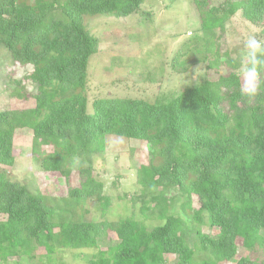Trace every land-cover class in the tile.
I'll use <instances>...</instances> for the list:
<instances>
[{"label": "trees", "instance_id": "trees-1", "mask_svg": "<svg viewBox=\"0 0 264 264\" xmlns=\"http://www.w3.org/2000/svg\"><path fill=\"white\" fill-rule=\"evenodd\" d=\"M144 2L0 0V46L14 71L31 67L7 93L34 104L0 110V165H13L14 134L26 129L42 171L66 180L75 175L68 197L46 201L0 172V263L10 257L31 260L36 250L48 261L63 248L95 250L97 239L113 232L116 242L97 249L86 264H167V255L175 257L173 264H264V74L251 103L241 95L237 75L229 72L167 102L98 98L88 110V64L98 40L84 19L130 17ZM190 2L208 45L206 36L221 31L238 11L252 25L264 20V0ZM28 83L36 86L33 94L23 91ZM108 136L144 145L149 160L136 170L147 199L140 212L156 211L162 224L148 227L134 217L94 223L77 214L87 201L101 212L112 203L92 174ZM173 191L184 199L179 214L169 212ZM204 217L215 236L190 226ZM191 233L195 246L187 240ZM238 240L253 258L237 259Z\"/></svg>", "mask_w": 264, "mask_h": 264}, {"label": "rangeland", "instance_id": "rangeland-1", "mask_svg": "<svg viewBox=\"0 0 264 264\" xmlns=\"http://www.w3.org/2000/svg\"><path fill=\"white\" fill-rule=\"evenodd\" d=\"M84 25L98 40L97 52L88 64L85 91L89 111L91 103L98 98L167 102L186 88L204 80L216 82L229 72L235 73L241 83L238 68L244 55L243 41L250 34L264 38V20L259 25H252L238 11L225 22L221 31L207 35L210 45L205 44L198 13L190 0H145L135 15L88 17L84 19ZM219 57L223 58L219 60ZM30 69L27 66L14 71L6 50L0 46V110L34 107L31 98H11L7 93V89L14 87ZM35 87L28 83L23 91L33 94ZM13 154L12 166L0 165V172L6 178L25 186L31 194H42L46 201L68 197L75 175L71 174L66 180L60 174L42 171L31 155L29 130L15 132ZM148 160L149 154L140 141L106 137L104 152L92 162V174L103 184L104 194L112 197V203L109 209L101 212L94 202L87 201L83 210L80 206L76 209L77 214L94 223L134 217L148 227L162 224L156 211L151 216L150 212H140L143 199H147L140 193L136 170L140 165H147ZM170 196L174 200L169 212L181 213L183 197L174 191ZM192 206L198 207L194 197ZM190 226L210 236L216 235L215 230L208 227L205 217L200 225ZM187 240L195 246L197 238L191 233ZM115 242L113 232H107L97 239V249L105 250ZM236 245L237 259L254 257L241 248L239 240ZM97 249L63 248L56 250L49 261L43 250H36L31 260L10 257L0 264H86ZM165 259L167 264L175 261L173 255H167Z\"/></svg>", "mask_w": 264, "mask_h": 264}, {"label": "clouds", "instance_id": "clouds-1", "mask_svg": "<svg viewBox=\"0 0 264 264\" xmlns=\"http://www.w3.org/2000/svg\"><path fill=\"white\" fill-rule=\"evenodd\" d=\"M244 55L240 61V93L247 97L248 102L255 101L260 94L261 79L264 74V38L250 34L243 41ZM121 141L123 138H119Z\"/></svg>", "mask_w": 264, "mask_h": 264}]
</instances>
